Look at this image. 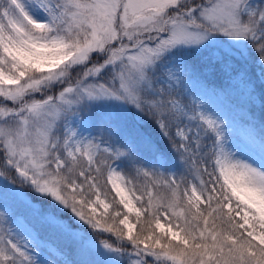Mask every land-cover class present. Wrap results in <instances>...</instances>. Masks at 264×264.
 Wrapping results in <instances>:
<instances>
[{"label": "snow or ice", "instance_id": "obj_1", "mask_svg": "<svg viewBox=\"0 0 264 264\" xmlns=\"http://www.w3.org/2000/svg\"><path fill=\"white\" fill-rule=\"evenodd\" d=\"M0 264H264V0H0Z\"/></svg>", "mask_w": 264, "mask_h": 264}]
</instances>
